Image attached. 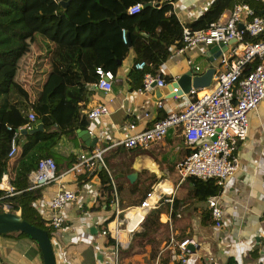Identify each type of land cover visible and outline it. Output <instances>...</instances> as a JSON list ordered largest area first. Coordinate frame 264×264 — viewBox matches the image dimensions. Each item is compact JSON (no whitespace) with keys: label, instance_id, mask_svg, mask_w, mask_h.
Listing matches in <instances>:
<instances>
[{"label":"crops","instance_id":"obj_1","mask_svg":"<svg viewBox=\"0 0 264 264\" xmlns=\"http://www.w3.org/2000/svg\"><path fill=\"white\" fill-rule=\"evenodd\" d=\"M210 2L173 0L172 5L179 22H189ZM219 55L217 50L209 53L206 45L191 47L183 56L169 55L161 63L159 72L167 78L166 84L171 85L175 77L194 69L195 64L202 70L209 64L214 66ZM132 56L133 52L117 68L109 91L93 87L87 94L81 113L100 101L107 102L109 108L97 122L89 119L82 128L88 131L90 138H83L82 129H75L73 133L62 134L52 148L57 154V172H61L80 152L108 145L103 156L110 165L114 183L110 178L109 182L116 196V201L106 206V192L98 171L86 176L69 172L42 186L38 198L46 206L47 213L50 196L59 187L77 190L81 202L80 205L71 202L64 210V225L51 237L56 264H114L116 240L100 233L102 227H107L102 222L116 208L137 205L159 180L170 190V195L165 196H171V201L163 196L157 206L142 211V219L133 230L120 229L119 235L125 238L117 247V264H178L172 259V252L186 237L191 239L188 244H193L194 248L189 251V264H231L230 258L235 264H264V97L256 108L247 112V134L238 141L235 150L238 167L221 187L219 198L228 220L219 228L211 219L202 221L208 208L207 198L195 194L192 177L179 178L176 163L189 151V146L178 126L169 127L162 139L146 147L126 149L112 145L133 131L150 127L166 110L178 105L176 99L167 97L171 86L159 93L155 85L151 91H135V84L127 78ZM112 97L113 101L109 102ZM158 98H163L162 108L156 107ZM145 111L150 112L149 117L142 116ZM133 121L135 127L130 129L128 124ZM19 153L20 147L17 155L9 159L8 167ZM121 154L126 155L125 164ZM132 212L139 211L127 213L131 217L129 226L135 225L141 217L139 214L134 217ZM0 264L44 263L34 239L24 234L3 233L0 234Z\"/></svg>","mask_w":264,"mask_h":264},{"label":"trees","instance_id":"obj_2","mask_svg":"<svg viewBox=\"0 0 264 264\" xmlns=\"http://www.w3.org/2000/svg\"><path fill=\"white\" fill-rule=\"evenodd\" d=\"M137 1L142 3L140 10L129 13L128 6ZM172 1L69 0L63 7L59 0H0V181L6 170L13 186V193L5 196V190L0 188V201L6 200L7 209L47 229L50 238L53 233L46 218L32 204L41 196L42 186L26 188L27 173L44 156H52L59 167L52 148L60 136L86 127L89 119L81 110L92 89L89 83L98 80L97 66L115 73L133 52L128 71L132 84L140 85L145 70L159 72L169 56V45L181 36ZM237 1H246L255 12L264 15V0H212L202 13L186 23L193 28L207 27ZM123 30L128 32L126 40ZM246 38H264V32ZM139 60L145 61L144 69L134 67ZM254 64L255 61L247 62L243 75ZM30 111L35 114L33 119L28 117ZM37 122L42 128L20 132V153L8 167L12 132L7 125L22 128ZM98 172L108 206L116 201L114 189L106 171L101 168ZM191 177L199 198L221 190L213 177ZM114 213L102 222L103 226ZM209 219L210 209L206 208L202 221ZM12 233L29 236L22 231L4 234ZM229 263H234L232 258Z\"/></svg>","mask_w":264,"mask_h":264},{"label":"built area","instance_id":"obj_3","mask_svg":"<svg viewBox=\"0 0 264 264\" xmlns=\"http://www.w3.org/2000/svg\"><path fill=\"white\" fill-rule=\"evenodd\" d=\"M57 1V0H56ZM212 1V0H211ZM142 3L137 1L128 6L129 13L140 10ZM181 36L178 41L169 45V55H184L185 50L210 43H224L226 49L221 51L216 64L210 85L191 87L187 91L181 90L177 83L170 85V93L167 97L176 99L177 107L166 110V113L156 119L153 124L145 129L133 131L112 145L123 146L126 149L146 147L154 140L162 139L168 128L178 126L183 139L189 146V151L176 163V169L180 180L185 177L209 178L213 177L222 187L226 180L238 167V158L235 155L237 143L247 134V112L256 108L259 101L264 97V38L251 40L246 35L256 36L264 32V15L255 12L254 8L246 1L235 2L231 8L207 27L193 28L186 22H180ZM242 27L239 28V25ZM123 39L126 40L123 30ZM233 40V41H231ZM231 41V42H230ZM255 61L251 71L243 75V68L247 62ZM138 69L145 68V61L139 60L134 63ZM194 70H202L199 64L194 65ZM98 80L89 83L90 88H100L103 91L111 89V82L115 76L110 70L96 67ZM178 77V76H177ZM177 77L174 78L176 81ZM129 82L132 79L127 75ZM166 80L160 72L153 73L149 70L143 72L140 85L135 87L137 92H147L154 85L163 86ZM113 101V97L108 100ZM163 98H158L156 107L162 108ZM109 111L107 102H97L86 109V116L93 122H97L100 115ZM142 116L149 117L150 112L145 111ZM33 119V111L28 113ZM130 129L135 127V122L128 124ZM31 128V126H22ZM12 132L8 155L13 158L19 151L18 137L20 128L7 125ZM108 147H95L90 151H82L76 160L63 171L57 172L55 160L52 156L41 157L35 168L27 173L28 189L41 187L56 180L66 173L74 175H92L103 168L108 173L110 181L114 183L110 172V165L103 152ZM120 166V164H119ZM0 188L5 190V195L13 193V186L6 172L3 173ZM221 192V190H220ZM219 193L207 197L212 223L219 228L227 224V213L223 208ZM165 195H170V190L161 180L152 185L142 200L134 206L115 210V216L107 222L100 233L106 237L115 238L113 261L117 264V247L123 242L119 235L120 229L133 230L142 219V215L133 226H129L131 217L127 213L137 209L141 212L146 207H155L158 201ZM171 201V196H165ZM81 204L77 190L67 187H59L48 202L49 211L46 212L39 198L32 204L39 214L46 218L45 223L52 230L53 235L64 225L66 216L64 210L71 202ZM9 207V204H5ZM19 211V210H18ZM191 239L183 238L177 243V248L172 252V259L178 264H189V250L187 248ZM52 241V238H51ZM235 264V263H231Z\"/></svg>","mask_w":264,"mask_h":264},{"label":"water","instance_id":"obj_4","mask_svg":"<svg viewBox=\"0 0 264 264\" xmlns=\"http://www.w3.org/2000/svg\"><path fill=\"white\" fill-rule=\"evenodd\" d=\"M59 2L63 5V7H65L69 3V0H59ZM262 11H264V8ZM240 27H242L241 24L239 25V28ZM125 36L128 39V32H125ZM226 47L227 45L222 42L219 44H207L209 53H213L217 50L218 54H220L221 51L226 49ZM214 69L215 68L212 64L207 65L202 71H196L190 68L189 70H186L185 72L181 73L177 77L176 81H173V84L176 85L178 83L181 86V90L179 91H187L191 87L208 86L211 83ZM154 89L157 93L166 92L168 89H170V84H166L163 86L155 85ZM40 128H42V125L39 123L29 129H27L26 127H22L20 128V132H33ZM81 133L84 134L83 138H90L89 133L86 129H82ZM4 172H6V170H4ZM12 231H22L27 233L31 238H33L37 242L42 254L43 263L56 264L52 241L47 232V229L29 222L28 220L23 218L18 212L6 208L0 211V234ZM187 248L189 251H193V244H188Z\"/></svg>","mask_w":264,"mask_h":264},{"label":"rangeland","instance_id":"obj_5","mask_svg":"<svg viewBox=\"0 0 264 264\" xmlns=\"http://www.w3.org/2000/svg\"><path fill=\"white\" fill-rule=\"evenodd\" d=\"M32 127V126H31ZM121 156H123V162H124V164H125V161H126V155L125 154H121ZM104 159H105V157H104ZM120 165H121V163H120ZM110 168V167H109ZM57 169H58V167H57ZM146 175V174H145ZM5 204H8L7 202H0V208H4V209H6V207L7 206H5ZM134 211H137V209H134Z\"/></svg>","mask_w":264,"mask_h":264},{"label":"bare ground","instance_id":"obj_6","mask_svg":"<svg viewBox=\"0 0 264 264\" xmlns=\"http://www.w3.org/2000/svg\"><path fill=\"white\" fill-rule=\"evenodd\" d=\"M146 209V208H145ZM138 211V210H137ZM134 217L136 216L137 217V215L139 214V215H142V212L139 210V212H132L131 213ZM125 238V237H124ZM123 238V239H124Z\"/></svg>","mask_w":264,"mask_h":264}]
</instances>
